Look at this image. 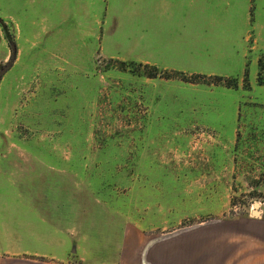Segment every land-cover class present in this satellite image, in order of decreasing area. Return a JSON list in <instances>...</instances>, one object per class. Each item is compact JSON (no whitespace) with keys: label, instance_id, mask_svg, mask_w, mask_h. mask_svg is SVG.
<instances>
[{"label":"rangeland","instance_id":"obj_1","mask_svg":"<svg viewBox=\"0 0 264 264\" xmlns=\"http://www.w3.org/2000/svg\"><path fill=\"white\" fill-rule=\"evenodd\" d=\"M145 6L0 0V260L264 220V0Z\"/></svg>","mask_w":264,"mask_h":264},{"label":"crops","instance_id":"obj_2","mask_svg":"<svg viewBox=\"0 0 264 264\" xmlns=\"http://www.w3.org/2000/svg\"><path fill=\"white\" fill-rule=\"evenodd\" d=\"M208 1L144 0L155 19H164L167 13H179L187 4L194 11L201 2ZM234 224V233L231 230L232 233L225 234H171L153 244L146 242L145 246L141 237L126 236L117 264H264V220L245 219ZM26 254H23L26 258L1 259L0 264H59L46 260V257H60L57 252Z\"/></svg>","mask_w":264,"mask_h":264},{"label":"water","instance_id":"obj_3","mask_svg":"<svg viewBox=\"0 0 264 264\" xmlns=\"http://www.w3.org/2000/svg\"><path fill=\"white\" fill-rule=\"evenodd\" d=\"M8 69H9V66H7L2 71H0V80H1L2 76L7 72Z\"/></svg>","mask_w":264,"mask_h":264},{"label":"trees","instance_id":"obj_4","mask_svg":"<svg viewBox=\"0 0 264 264\" xmlns=\"http://www.w3.org/2000/svg\"><path fill=\"white\" fill-rule=\"evenodd\" d=\"M146 68L148 69V66H146ZM154 75H155V74H148V76H149V77H152V78L155 77Z\"/></svg>","mask_w":264,"mask_h":264}]
</instances>
